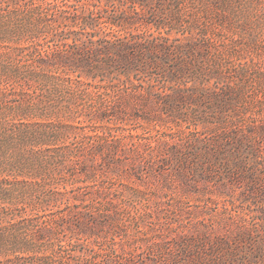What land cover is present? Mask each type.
Wrapping results in <instances>:
<instances>
[{
    "label": "trees",
    "instance_id": "16d2710c",
    "mask_svg": "<svg viewBox=\"0 0 264 264\" xmlns=\"http://www.w3.org/2000/svg\"><path fill=\"white\" fill-rule=\"evenodd\" d=\"M96 1L101 8L91 7L98 14L109 7L116 10L114 16L103 18L104 24L124 35L99 36L93 28L96 19L86 15L84 8L72 6L74 23L90 32L76 34L71 54L48 58L72 74V126L68 128L80 130L79 125L87 123L99 133L80 162L82 175L91 180L92 193L85 211L70 216L74 233L97 237V228L114 217L117 207L109 200L112 195L97 184L98 179L110 180L111 174L178 181L217 194L230 205L233 196L225 200L226 190L241 189L245 198L251 197L263 210L264 120L248 115L240 103L257 70L247 63L236 64L240 57H236L234 44L208 36V28L190 21L181 0ZM41 63L37 68L44 72ZM51 79L63 80L60 76ZM75 118L85 121L74 125ZM127 123L177 129L179 135L145 149L143 144L102 138L105 131ZM223 209V228L176 235L166 242L167 249L155 240L147 248V259L127 256L129 248L115 243L125 257L106 264L159 263L161 257L152 259L151 254H165L166 264H264V237L251 236L263 226L250 229L239 219L232 230L233 217H226L227 208ZM34 222L28 216L10 226L20 253L36 255L47 244L48 230L33 229Z\"/></svg>",
    "mask_w": 264,
    "mask_h": 264
},
{
    "label": "rangeland",
    "instance_id": "374dc122",
    "mask_svg": "<svg viewBox=\"0 0 264 264\" xmlns=\"http://www.w3.org/2000/svg\"><path fill=\"white\" fill-rule=\"evenodd\" d=\"M181 2L190 21L208 28V36L234 44L240 57L236 64L247 63L257 70L240 103L248 115L264 120V0ZM72 6L84 8L86 15L96 19L93 28L99 36L115 33L103 18L114 16L116 10L109 7L98 14L91 7L101 8L96 0L90 6L72 0H0V264L115 263L125 257L113 246L121 242L129 248L127 256L147 259V248L155 240L166 246L176 235L223 228V208H227L226 217H233L232 230L241 219L250 229L261 224L256 229L259 233L252 231L251 236L264 237V209L251 197L245 198L241 189L226 190L225 200L233 196L230 205L217 194L178 181L112 174L110 180L98 179L97 184L112 195L109 200L116 204V214L97 228V237L74 233L70 216L85 211L92 193L91 180L82 175L80 162L96 144L98 129L87 123L79 125L80 130L68 128L72 126V74L48 61L71 54L76 34L90 32L74 23ZM37 62H42L44 72ZM57 76L63 80L51 79ZM78 121L85 118H75L74 125ZM171 135L178 136L177 129L127 123L105 131L102 138L143 144L145 149ZM28 216L35 221L33 229L49 232L47 244L36 255L20 253L10 232L11 225ZM151 257H161L157 264L167 262L165 254Z\"/></svg>",
    "mask_w": 264,
    "mask_h": 264
}]
</instances>
